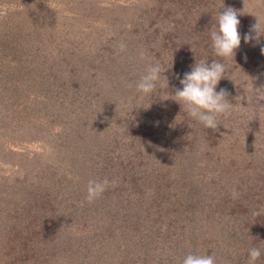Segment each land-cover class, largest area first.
Returning <instances> with one entry per match:
<instances>
[{
  "label": "rangeland",
  "instance_id": "1",
  "mask_svg": "<svg viewBox=\"0 0 264 264\" xmlns=\"http://www.w3.org/2000/svg\"><path fill=\"white\" fill-rule=\"evenodd\" d=\"M223 7L240 13L234 58L212 47ZM255 16L264 0H0V264H248L253 247L264 264V35L243 39ZM201 60L226 66L217 130L174 100ZM156 63V89L138 94ZM105 177L116 184L89 203ZM148 239L172 252L132 244Z\"/></svg>",
  "mask_w": 264,
  "mask_h": 264
},
{
  "label": "clouds",
  "instance_id": "2",
  "mask_svg": "<svg viewBox=\"0 0 264 264\" xmlns=\"http://www.w3.org/2000/svg\"><path fill=\"white\" fill-rule=\"evenodd\" d=\"M224 8V7H223ZM238 13L232 7L224 8L222 13L219 12L216 19L215 30L210 31L212 47L215 54L222 58H234L236 50L241 44V35L238 31L240 21ZM256 17V16H255ZM257 18V23L252 26L251 32L255 33V37L251 34H246L243 39L245 43L252 39L259 40L260 36L264 35V24ZM119 52H125L127 45L120 42L118 45ZM264 54V48L261 49ZM161 66L149 64L145 73L141 75L134 87L138 94H151L157 87V83L161 80ZM226 66L224 63L213 60L209 65L207 61H197L191 66V71L186 72L180 80L182 88L175 90V101L194 119L200 122L205 128L217 130L218 117H227L230 115V110L233 105L229 102V93L226 89H220L217 92L216 88L220 80L224 78ZM128 87H133L131 83ZM161 87H168V79L165 77L161 83ZM253 95L256 101H264V86L260 88H252ZM116 184L115 179L109 180L105 177L103 180H89L86 187V200L89 203L98 199L109 186ZM259 212H254L253 215H259ZM261 251L259 248L253 247L249 249L248 264H255L260 257ZM182 264H216L214 255H198L194 253L187 254Z\"/></svg>",
  "mask_w": 264,
  "mask_h": 264
},
{
  "label": "trees",
  "instance_id": "3",
  "mask_svg": "<svg viewBox=\"0 0 264 264\" xmlns=\"http://www.w3.org/2000/svg\"><path fill=\"white\" fill-rule=\"evenodd\" d=\"M241 184H243L244 185V183L243 182H241ZM194 189H195V187H194ZM189 209H191V208H189ZM173 222L174 223H168L167 224V227H166V231L167 232H176L175 231V223H178V222H175V220L173 219ZM193 221L192 220H188V223H192ZM184 228H185V226L184 225H181V226H178V229L180 230V231H183L184 230ZM191 229H190V232H189V235H191L192 234V232H193V230H194V226H193V223H192V226L190 227ZM189 235H187V236H184V234H180L179 235V233H178V238L177 239H180V238H182V237H184V238H189V239H191V238H194V237H191V236H189ZM234 241H235V237H234ZM196 242V239L194 240V241H191V245L193 246V244ZM239 243H241L242 242V240H239L238 241ZM132 244H136L137 246H139V247H141V248H137L138 250H146V249H150V250H153V251H155V252H157V253H161V254H168V255H170V252H172V250H170V247H168L167 245H163L160 241H151V239H148V247H146V245H145V242H144V244H141V243H134V241L132 240ZM162 244V245H161ZM127 245V244H126ZM123 247H125V246H123ZM136 247V246H135ZM231 247H235V243L233 244V245H231ZM105 255V254H104ZM228 254H226V256L223 258V262H222V259H221V261H219V263H223V264H233V261H234V259L233 258H229L228 256H227Z\"/></svg>",
  "mask_w": 264,
  "mask_h": 264
}]
</instances>
